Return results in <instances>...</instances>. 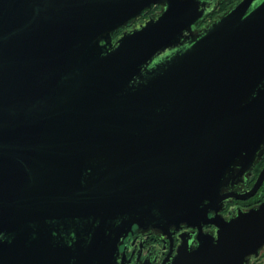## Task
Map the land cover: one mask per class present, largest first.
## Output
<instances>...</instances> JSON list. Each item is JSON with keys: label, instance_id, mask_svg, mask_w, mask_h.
Here are the masks:
<instances>
[{"label": "water", "instance_id": "1", "mask_svg": "<svg viewBox=\"0 0 264 264\" xmlns=\"http://www.w3.org/2000/svg\"><path fill=\"white\" fill-rule=\"evenodd\" d=\"M213 6L0 0V264H136L135 226L197 229L166 264L260 257L264 202L221 211L263 178L221 192L264 153V0L195 31Z\"/></svg>", "mask_w": 264, "mask_h": 264}, {"label": "flooded vegetation", "instance_id": "2", "mask_svg": "<svg viewBox=\"0 0 264 264\" xmlns=\"http://www.w3.org/2000/svg\"><path fill=\"white\" fill-rule=\"evenodd\" d=\"M214 6L211 11L199 21L195 27V31H200L203 27L209 25L216 18L224 15L234 4L235 0H213ZM225 8V9H224ZM165 9L164 4L155 5L152 9L146 10L141 17L131 21L126 27L120 29L115 38H118L124 31L130 29L134 25L147 20L150 17H155L161 14ZM235 172L240 173V168H237ZM262 179L260 186L258 187L255 195L248 199H235L225 203V209L221 211L224 218L229 219L231 215H234L237 210H249L259 206L264 202V153L256 165L240 177V180L230 188L222 189V194L239 193L248 194L253 190L255 185ZM214 212L210 214L213 216ZM214 225L204 224V232H213ZM187 233L193 235L194 247L197 246L196 233L197 229L186 227L181 225L180 229L171 227L168 231H158L153 229H140L134 227L133 232L125 239L121 245V250L124 251L129 258H132V262L136 264H166L165 261L177 252L179 244V235ZM264 255V247L260 250V257L258 259L251 258L252 264H255L257 260Z\"/></svg>", "mask_w": 264, "mask_h": 264}, {"label": "rangeland", "instance_id": "3", "mask_svg": "<svg viewBox=\"0 0 264 264\" xmlns=\"http://www.w3.org/2000/svg\"><path fill=\"white\" fill-rule=\"evenodd\" d=\"M238 0H235V2ZM256 264H264V255L262 256V258H260L259 260L256 261Z\"/></svg>", "mask_w": 264, "mask_h": 264}, {"label": "trees", "instance_id": "4", "mask_svg": "<svg viewBox=\"0 0 264 264\" xmlns=\"http://www.w3.org/2000/svg\"><path fill=\"white\" fill-rule=\"evenodd\" d=\"M225 9V8H224ZM256 264V263H255Z\"/></svg>", "mask_w": 264, "mask_h": 264}]
</instances>
